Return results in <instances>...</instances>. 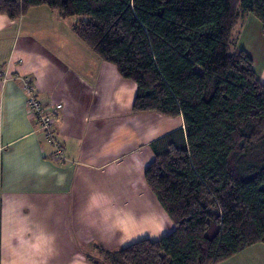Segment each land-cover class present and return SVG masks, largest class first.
<instances>
[{"label":"trees","instance_id":"1","mask_svg":"<svg viewBox=\"0 0 264 264\" xmlns=\"http://www.w3.org/2000/svg\"><path fill=\"white\" fill-rule=\"evenodd\" d=\"M47 6L137 85L134 112L182 117L154 140L145 170L174 229L109 250L93 264H219L264 243V82L234 30H264V0H0L17 20Z\"/></svg>","mask_w":264,"mask_h":264},{"label":"crops","instance_id":"2","mask_svg":"<svg viewBox=\"0 0 264 264\" xmlns=\"http://www.w3.org/2000/svg\"><path fill=\"white\" fill-rule=\"evenodd\" d=\"M54 13L38 6L17 20L0 14V264H93L87 255L97 245L117 250L161 239L175 226L145 170L155 158L151 143L184 127L183 118L134 112L137 85L114 64L59 57L50 28L19 31L27 15L65 21ZM58 26L62 36L68 26ZM234 39L264 82L261 21L246 13ZM24 78L58 106L63 161L37 132ZM219 264H264V243Z\"/></svg>","mask_w":264,"mask_h":264},{"label":"rangeland","instance_id":"3","mask_svg":"<svg viewBox=\"0 0 264 264\" xmlns=\"http://www.w3.org/2000/svg\"><path fill=\"white\" fill-rule=\"evenodd\" d=\"M54 12L56 13L57 11ZM27 16V19L25 21L19 22V31L23 30V32H26L29 29L37 30L38 27H47L48 30L50 28V30L57 35L54 39L51 40H53L57 44L56 46H58L59 48V50H57L59 57L63 56L65 60L76 61L84 59L88 56H97L77 35H75L72 31L69 33V29H73V26L75 25L73 18L65 19V21H62L63 23H61L55 20L53 18V15H50V18L44 17L45 19L43 17L32 18L33 15ZM59 24H65L66 26H68V28L66 27V32L62 34V36L57 34ZM51 27L53 29H51ZM37 37H39V33H37ZM91 255H93L94 258H97V256H99L98 250H93L91 252Z\"/></svg>","mask_w":264,"mask_h":264},{"label":"built area","instance_id":"4","mask_svg":"<svg viewBox=\"0 0 264 264\" xmlns=\"http://www.w3.org/2000/svg\"><path fill=\"white\" fill-rule=\"evenodd\" d=\"M8 74H5L4 81ZM24 88L28 94L27 107L29 114L35 120L38 134L54 148V156L59 160L65 159L64 144L57 137L56 122L58 106H51L42 100L34 91L29 78H24Z\"/></svg>","mask_w":264,"mask_h":264}]
</instances>
